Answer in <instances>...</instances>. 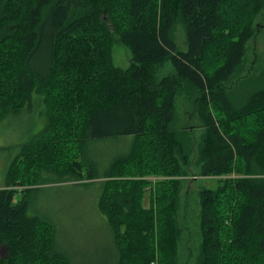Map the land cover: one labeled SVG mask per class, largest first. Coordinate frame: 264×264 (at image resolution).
Masks as SVG:
<instances>
[{
    "label": "trees",
    "instance_id": "trees-1",
    "mask_svg": "<svg viewBox=\"0 0 264 264\" xmlns=\"http://www.w3.org/2000/svg\"><path fill=\"white\" fill-rule=\"evenodd\" d=\"M263 11L264 0H0V121L34 96L47 121L0 187V264H179V194L192 166L216 182L197 193L194 264H264V67L242 100L232 84L246 79ZM115 41L130 51L127 68L113 63ZM122 139L104 163L90 155L92 144ZM72 181L93 189L105 228L75 239L70 254L17 196Z\"/></svg>",
    "mask_w": 264,
    "mask_h": 264
},
{
    "label": "rangeland",
    "instance_id": "rangeland-1",
    "mask_svg": "<svg viewBox=\"0 0 264 264\" xmlns=\"http://www.w3.org/2000/svg\"><path fill=\"white\" fill-rule=\"evenodd\" d=\"M255 23H260L262 28L260 32L257 31V34L258 32L259 34L255 35V40H251L248 43L249 50L246 55V71L243 73L246 79H240L235 84L234 81L232 83L235 88L236 98L239 101L253 87V83L249 81V77L257 75L264 67V11L258 15ZM176 43L181 50L186 49L185 38L181 29H178L176 33ZM112 58L115 66L127 68L130 60V51L125 45L115 41L113 43ZM166 66L165 69L159 72V76H162L170 68L168 64ZM232 84H227L228 88ZM187 107L185 99L178 97L176 112L179 115L180 123L185 124L186 122V120L183 121V115ZM44 110L45 107L41 103L40 97L34 96L29 110L23 111L18 115H8L5 120L0 121V187L4 186L7 167L19 152L20 146L34 141L36 136L42 133L41 131L47 122L43 115ZM199 125L200 123L197 120L193 124H189V126L194 128L196 141L199 140L200 133L202 132ZM127 143L128 141L123 139L110 143L108 141H101L97 145L92 144L90 146V155L95 160H99L100 163H104L112 158L118 150H123L127 146ZM197 171L195 166H192L181 182L179 194L180 208L178 210V216H180L179 225L182 227L181 240L178 245L179 264H185L188 254L187 248L193 254V258L188 264H194V259L199 251V242L201 240L198 221L199 199L197 196L199 188L201 186L213 188L216 185L214 178H201L199 175H196ZM149 178L152 181L156 179L153 176ZM71 183L47 185L37 191L17 196V199H25L30 214L39 215L53 223L56 236H60L57 246L60 250L70 254L72 253L71 245L75 239L82 238V240L89 241L88 239L92 237H100L105 228L101 227L98 221L93 218L96 212L94 207L96 194L93 193V189H85L77 184L76 181H72ZM149 205L150 201L146 198L144 200V207L148 208ZM77 206H79V211L75 213ZM74 214L81 216L76 230H73L75 225ZM78 257L81 258L80 256ZM87 258L93 257L88 256ZM87 258H82L78 264H92L93 261Z\"/></svg>",
    "mask_w": 264,
    "mask_h": 264
}]
</instances>
